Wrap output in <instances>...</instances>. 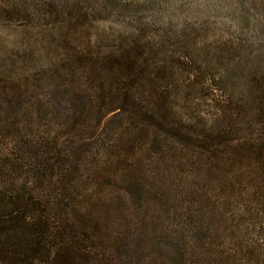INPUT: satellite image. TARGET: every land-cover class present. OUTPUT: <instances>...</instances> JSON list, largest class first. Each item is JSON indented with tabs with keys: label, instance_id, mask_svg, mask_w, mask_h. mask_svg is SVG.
Returning <instances> with one entry per match:
<instances>
[{
	"label": "trees",
	"instance_id": "trees-1",
	"mask_svg": "<svg viewBox=\"0 0 264 264\" xmlns=\"http://www.w3.org/2000/svg\"><path fill=\"white\" fill-rule=\"evenodd\" d=\"M94 52L56 97L0 105V264H264V106L240 141L212 97L204 133L171 121L144 49Z\"/></svg>",
	"mask_w": 264,
	"mask_h": 264
},
{
	"label": "rangeland",
	"instance_id": "rangeland-1",
	"mask_svg": "<svg viewBox=\"0 0 264 264\" xmlns=\"http://www.w3.org/2000/svg\"><path fill=\"white\" fill-rule=\"evenodd\" d=\"M74 48L102 57L144 49L164 74L172 122L209 133L218 97L240 141L261 134L264 0H0L2 110L12 85L59 95Z\"/></svg>",
	"mask_w": 264,
	"mask_h": 264
}]
</instances>
